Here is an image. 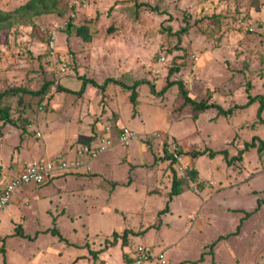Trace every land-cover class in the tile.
<instances>
[{
	"label": "rangeland",
	"instance_id": "rangeland-1",
	"mask_svg": "<svg viewBox=\"0 0 264 264\" xmlns=\"http://www.w3.org/2000/svg\"><path fill=\"white\" fill-rule=\"evenodd\" d=\"M18 1L0 0V12H13ZM89 2L72 20L89 26L91 41L66 32L67 0H57L51 13H11L1 21L0 92L53 85L42 97L8 98L24 128L0 121V187L32 161L83 158L80 142L106 125L113 135L126 127L134 137L127 145L112 138L88 169L17 187L0 212V264L3 257L6 264H135L142 252L151 258L141 264H264V151L243 150L253 137L264 138L256 116L260 97L264 103V0ZM244 13L251 26L238 21ZM81 77L143 83L134 107L119 83H88L75 93ZM179 82L192 99L223 108L255 99L233 116L216 108L200 113L184 102ZM166 143L183 152L181 165L198 169L196 179L160 159ZM204 149H225L227 158L243 152L230 165L221 154L191 155ZM171 167L183 183L169 200ZM246 174L249 180L229 186ZM228 206L254 212L239 233L245 212ZM124 229L141 233L122 246L112 234Z\"/></svg>",
	"mask_w": 264,
	"mask_h": 264
},
{
	"label": "trees",
	"instance_id": "trees-1",
	"mask_svg": "<svg viewBox=\"0 0 264 264\" xmlns=\"http://www.w3.org/2000/svg\"><path fill=\"white\" fill-rule=\"evenodd\" d=\"M89 2V0H87ZM56 2L57 0H27L24 4L18 6L17 8H15V10H13V12H0V28L1 27V21H4L6 20L7 18H4V17H9V15L11 13L13 14H30L31 16L32 15H39V14H45V13H51L55 10L56 7ZM90 3V2H89ZM81 10H85V9H81ZM78 11H80V9L78 8H73L71 11L69 10V21H67L66 23V26H65V30L68 34H70L71 32L74 31V33L81 37L84 41H91L92 39V33L89 32V26L88 25H85V24H79V25H76L74 24L73 22V18H75V16L77 15ZM71 13L74 14V16H71ZM240 18H245V13L244 15H241ZM247 18V17H246ZM236 19H237V16H236ZM82 79V85H81V88L79 91L75 92V93H78V94H81L83 91H84V88L85 86L90 83L92 84L93 86L97 87V88H100V89H104V87L108 84V83H119L121 85H123L124 87L130 89V95H129V100L130 102L132 103V105L135 107L136 106V97H137V92H136V86L143 83L142 81H135L132 85H125V84H122L120 82H118L117 80H115L114 78L112 77H108L106 78L102 84H97V82H95L94 80L92 79H87V78H83L81 77ZM53 85L52 82H49V81H45L41 87L37 90H27L26 88H20V87H10V88H7V89H4L3 91L0 92V121L5 125V124H10V125H13V126H16V127H19V128H24V126L22 125V121L19 120V117L18 118H13L12 114H11V107L9 105L8 102V98L12 97V96H17V95H20L21 96V93H28V94H31V95H35V96H43L48 88ZM172 85V81L168 82L167 85L165 86L166 88L171 86ZM178 86H179V89H180V93L184 99V102L186 104H190L193 108L194 111L196 112H204L205 110L209 109V108H216L217 109V112L219 114H222L224 116L226 115H231L235 110H238V109H243V108H246L248 107L253 101H254V97H251L249 96L248 97V100L247 102L243 103V104H240V105H235V106H232V107H229V108H223L221 105L215 103V102H210L206 99H200L199 101L197 100H194L192 99L187 90L183 87V85L179 82L178 83ZM59 90H67V88L65 87H58ZM150 89L151 91H153V87L152 85H150ZM154 92V91H153ZM19 96L18 98V102L20 103L22 98ZM259 106L257 108V111H256V116H257V119L260 123H264V119L262 118V111L264 109V103H263V100L262 98L260 97V100H259ZM25 130V129H23ZM96 135V134H94ZM91 136V137H95V136ZM98 136H101L102 134H97ZM87 138V139H84L82 142V144H79L78 148H76V154L79 155L78 153V149L80 146L82 145H89L91 144L95 138ZM255 140H258V143L256 144L255 143ZM249 147H256V151L257 153L261 154L263 151H264V139H261L259 137H253V140L249 143V142H245V145H244V148L243 150H246L248 149ZM243 150L241 149L239 151V153L237 154V156H231L229 158H227V154L228 152L224 149V150H221V151H215V150H210V149H204V150H197V151H194L191 153V155L193 157H197V156H200V155H204V154H208L210 157H213L217 154H221L223 155V157L225 158V161L228 165L232 164V161L234 160H241V153L243 152ZM163 155L160 157V159H163V158H166V159H169L170 160V164L173 165L174 162H175V158L174 156L169 153L166 148H163ZM179 153H183L181 150H179ZM173 167V166H172ZM171 167V168H172ZM188 169V170H187ZM186 169V175H188V177L191 179V180H194L198 177V170L193 168V167H189ZM172 181H171V188H170V191L168 192V199L170 200L174 195H177L179 193L182 192V181L181 179L176 175V170L174 168H172ZM66 172H63V173H60V174H56L52 177H50L46 182L42 183V184H39V185H45V184H48L50 183L51 181H53L54 179L58 178V177H62ZM67 173H70V172H67ZM74 173V172H73ZM1 192V191H0ZM168 209V203H167V206L166 208L164 207V210H162L161 212L165 211ZM257 209V208H255ZM254 209V210H255ZM254 213L253 211L252 212H245L244 213V216L240 219V223L236 226V231H234L235 233H237L239 231V227H240V224H241V221L243 219H246L248 217H250V215ZM16 229V234L17 235H21L22 237H26L27 235L23 233V229L20 227V226H16L15 227ZM145 231V230H144ZM52 233H57L58 232L52 228L51 230ZM141 232H137V231H134V230H130V229H124L123 232L119 235L116 231H113V239L116 240L118 237L120 238L121 240V244L122 246H125L127 244V240H128V235L131 234V235H139ZM234 233V234H235ZM118 236V237H117ZM219 237H222V236H219ZM220 239V238H219ZM215 246V242L211 243L209 247L213 248ZM0 250L3 252V254H5V250L3 247H0ZM90 253H92L93 251L92 250H89ZM149 254V253H148ZM150 256V254H149ZM151 258V257H150ZM202 259V256H200V258L198 260H201ZM129 261V260H128ZM3 264H6V259L5 257H3Z\"/></svg>",
	"mask_w": 264,
	"mask_h": 264
},
{
	"label": "built area",
	"instance_id": "built-area-1",
	"mask_svg": "<svg viewBox=\"0 0 264 264\" xmlns=\"http://www.w3.org/2000/svg\"><path fill=\"white\" fill-rule=\"evenodd\" d=\"M69 8H78V9H86L90 6V3L87 0H67ZM71 16H74L71 13ZM238 21L242 25L251 26V21L246 18H238ZM251 28V27H250ZM49 46L53 48V39L50 40ZM54 54V51H52ZM164 56L159 57V62L164 63ZM105 133L101 136H98L95 141H93L89 145H82L78 149L79 156H83V158H75L71 160H67L64 158H56L55 160H46L39 159L32 161L31 163L25 165L22 171H20L16 176H12L5 183L4 187H2L0 192V212L5 207V205L9 202L10 197L13 191L24 183H34V184H42L46 182L50 177L60 174L63 172H76L82 167L85 169L89 168V162L106 149L110 148L113 145V139L117 138L121 144L127 145L134 137V132L126 127H122L116 135L112 134L111 126L106 125L104 127ZM113 138V139H112ZM166 150L171 153L175 158V163L178 164V168L181 171L185 170L186 173V165H181L182 154L179 153V148L177 146H172L171 144H165ZM148 253L142 252L139 254L134 261L135 264H141L142 260L149 259ZM163 256L159 254V258Z\"/></svg>",
	"mask_w": 264,
	"mask_h": 264
},
{
	"label": "crops",
	"instance_id": "crops-1",
	"mask_svg": "<svg viewBox=\"0 0 264 264\" xmlns=\"http://www.w3.org/2000/svg\"><path fill=\"white\" fill-rule=\"evenodd\" d=\"M23 1V2H22ZM27 0H19L17 3H18V6H20V5H22V4H24L25 2H26ZM0 8H2L1 6H0ZM253 104V103H252ZM246 108H248V107H246ZM235 112V111H234ZM234 115V113H232L231 115H228V116H233ZM262 115V118L264 119V114H261ZM263 125H264V123H262ZM97 137H98V135H96L95 136V140L97 139ZM262 139H264V138H262ZM94 140V141H95ZM263 157H264V154L262 155ZM90 163V162H89ZM198 170V169H197ZM239 170V169H238ZM240 172H241V170H239ZM242 172H244V170L242 169ZM247 172H249V170L247 171ZM199 173V172H198ZM237 174V173H236ZM239 174V173H238ZM201 175H199V177H200ZM61 178H63V176L61 177ZM251 177H250V175L249 174H246V177L245 176H243L242 178H240V179H236L234 182H231L230 184H229V186H231V185H234L235 183H237V182H240V183H244V182H246L247 180H249ZM1 189H2V187H0V191H1ZM115 190V189H114ZM114 190H113V192H114ZM264 190V189H263ZM259 191L258 190H254V193L256 194V193H258ZM38 201H40V199H38ZM226 210L227 211H229L230 213L233 211V212H242V211H244V209H242V208H239V207H235V206H232V207H230V206H228V207H226ZM244 212H247L246 210L244 211ZM249 212V211H248ZM244 220V219H243ZM242 222V221H241ZM1 223V222H0ZM239 223H240V221H239ZM22 228V227H21ZM240 232V228H239V231H238V233ZM213 254H214V251H213Z\"/></svg>",
	"mask_w": 264,
	"mask_h": 264
}]
</instances>
